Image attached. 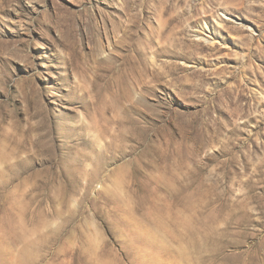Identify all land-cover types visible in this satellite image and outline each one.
Returning <instances> with one entry per match:
<instances>
[{
  "label": "rangeland",
  "instance_id": "1",
  "mask_svg": "<svg viewBox=\"0 0 264 264\" xmlns=\"http://www.w3.org/2000/svg\"><path fill=\"white\" fill-rule=\"evenodd\" d=\"M0 264H264V0H0Z\"/></svg>",
  "mask_w": 264,
  "mask_h": 264
}]
</instances>
